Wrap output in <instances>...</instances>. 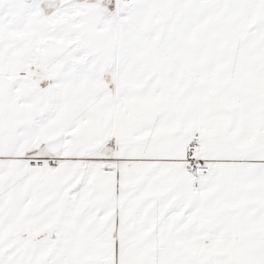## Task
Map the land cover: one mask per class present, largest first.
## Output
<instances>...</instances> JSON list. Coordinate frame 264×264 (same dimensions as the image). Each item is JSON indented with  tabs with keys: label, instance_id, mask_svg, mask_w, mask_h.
<instances>
[{
	"label": "snow or ice",
	"instance_id": "snow-or-ice-1",
	"mask_svg": "<svg viewBox=\"0 0 264 264\" xmlns=\"http://www.w3.org/2000/svg\"><path fill=\"white\" fill-rule=\"evenodd\" d=\"M0 264H264V0H0Z\"/></svg>",
	"mask_w": 264,
	"mask_h": 264
}]
</instances>
